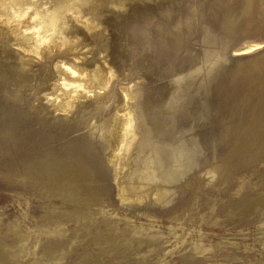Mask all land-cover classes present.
<instances>
[{
  "label": "rangeland",
  "instance_id": "rangeland-1",
  "mask_svg": "<svg viewBox=\"0 0 264 264\" xmlns=\"http://www.w3.org/2000/svg\"><path fill=\"white\" fill-rule=\"evenodd\" d=\"M0 29V264H264V0H0Z\"/></svg>",
  "mask_w": 264,
  "mask_h": 264
},
{
  "label": "bare ground",
  "instance_id": "bare-ground-1",
  "mask_svg": "<svg viewBox=\"0 0 264 264\" xmlns=\"http://www.w3.org/2000/svg\"><path fill=\"white\" fill-rule=\"evenodd\" d=\"M21 1V0H20ZM70 3V0H66V4ZM34 17L38 18V23H37V27L35 29V37H36V43H34L31 47L32 48H38L39 46V43L41 41H43V39L45 38V34H44V28L45 26L47 25H51L53 20H54V17H55V14L54 15H51V14H46L44 12H41L39 10H36L34 12ZM2 18V17H1ZM23 36H26L27 35V32H20ZM2 37V31L0 29V38ZM5 62V61H4ZM3 63V62H2ZM19 67V66H18ZM17 67V68H18ZM21 68V67H20ZM2 69V68H1ZM0 69V70H1ZM16 69V68H15ZM4 70V69H3ZM6 71V70H5ZM18 72L19 69H17ZM18 72H17V75H18ZM23 72V70H22ZM21 72V73H22ZM5 73V72H4ZM7 73V72H6ZM24 74V73H23ZM5 75V74H3ZM6 75H9V74H6ZM16 75V77H17ZM2 76V75H1ZM20 76V75H19ZM22 77V76H21ZM69 91V90H68ZM66 91V92H68ZM72 91V90H71ZM70 91V92H71ZM68 94V93H67ZM66 94V95H67ZM69 95V94H68ZM72 96V94H71ZM69 97V96H68ZM131 110V109H130ZM126 111L123 115L124 116H121L119 118L116 117V123H115V127H111L110 131H109V134L110 132L112 133V135H114L113 137L116 138H120L122 141H123V145H124V148L127 149L129 146H130V142L132 141V139L134 138L136 132L135 130H133V120H134V115H133V112L131 111ZM122 115V114H121ZM113 121V122H114ZM114 124H112L113 126ZM111 136V135H110ZM120 151V150H119ZM118 151V152H119ZM117 152V151H116ZM122 154V153H121ZM117 155V154H116ZM121 157V155H119ZM125 156V155H124ZM150 176H153L152 173L150 174ZM140 187V186H139ZM125 188L123 187L122 188V192H124ZM160 191V190H159ZM162 194V192H161Z\"/></svg>",
  "mask_w": 264,
  "mask_h": 264
}]
</instances>
